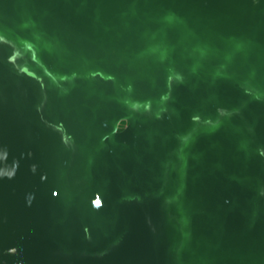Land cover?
<instances>
[{
	"label": "water",
	"instance_id": "95a60500",
	"mask_svg": "<svg viewBox=\"0 0 264 264\" xmlns=\"http://www.w3.org/2000/svg\"><path fill=\"white\" fill-rule=\"evenodd\" d=\"M0 264H264V0H0Z\"/></svg>",
	"mask_w": 264,
	"mask_h": 264
}]
</instances>
